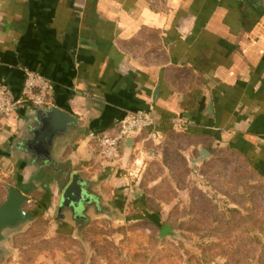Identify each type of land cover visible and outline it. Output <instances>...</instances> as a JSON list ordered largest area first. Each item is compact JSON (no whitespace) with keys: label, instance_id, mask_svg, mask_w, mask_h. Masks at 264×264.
<instances>
[{"label":"crops","instance_id":"1","mask_svg":"<svg viewBox=\"0 0 264 264\" xmlns=\"http://www.w3.org/2000/svg\"><path fill=\"white\" fill-rule=\"evenodd\" d=\"M25 70L52 79L54 105L78 118L61 159L100 180L108 202L127 207L124 193L140 194L139 173L148 157L160 158L174 116L188 122L177 132L188 138L190 161L201 147L210 158L228 150L264 181L262 0H0V80L16 98ZM26 110L0 120V179L27 189L38 214L39 201L59 204L61 190L40 188L16 155ZM143 111L157 124L124 143L115 161L102 160L100 136Z\"/></svg>","mask_w":264,"mask_h":264},{"label":"rangeland","instance_id":"2","mask_svg":"<svg viewBox=\"0 0 264 264\" xmlns=\"http://www.w3.org/2000/svg\"><path fill=\"white\" fill-rule=\"evenodd\" d=\"M187 144L172 132L160 158L146 159L140 194L124 193L127 207L108 202L117 218L93 217L80 236L69 222H55L58 202L41 199L3 264H264L263 179L228 150L192 167ZM7 182L0 179V203ZM165 223L176 236L159 237Z\"/></svg>","mask_w":264,"mask_h":264},{"label":"water","instance_id":"3","mask_svg":"<svg viewBox=\"0 0 264 264\" xmlns=\"http://www.w3.org/2000/svg\"><path fill=\"white\" fill-rule=\"evenodd\" d=\"M20 106H26L27 110L20 121L19 133L13 139V146L17 149L16 155L39 181L40 188L49 191L56 185L61 190L55 222H69L80 236L93 217L117 218L118 211L102 199L100 180L85 178L80 171L73 170L70 162L61 159L65 149L79 134L78 118L56 105L37 107L24 102ZM211 156L207 148L201 147L190 165L194 167ZM6 192L0 203V264L11 254L9 244L13 237L36 220V212L26 209L30 201L27 189L6 184ZM168 236H176V230L165 223L159 237Z\"/></svg>","mask_w":264,"mask_h":264},{"label":"built area","instance_id":"4","mask_svg":"<svg viewBox=\"0 0 264 264\" xmlns=\"http://www.w3.org/2000/svg\"><path fill=\"white\" fill-rule=\"evenodd\" d=\"M55 84L49 77L34 70H25L21 95L15 97L8 84L0 80V120L9 118L16 108L24 102L37 107L54 105ZM157 119L150 111L129 112L116 127L102 134L98 140V155L102 160L115 161L119 157L120 147L133 139L139 132L157 124ZM172 129L181 131L188 122L182 116L170 119Z\"/></svg>","mask_w":264,"mask_h":264},{"label":"trees","instance_id":"5","mask_svg":"<svg viewBox=\"0 0 264 264\" xmlns=\"http://www.w3.org/2000/svg\"><path fill=\"white\" fill-rule=\"evenodd\" d=\"M38 211V210H37ZM37 215V214H36Z\"/></svg>","mask_w":264,"mask_h":264}]
</instances>
